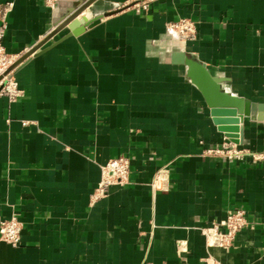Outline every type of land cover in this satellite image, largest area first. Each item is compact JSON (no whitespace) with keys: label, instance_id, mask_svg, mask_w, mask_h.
<instances>
[{"label":"crops","instance_id":"0c3cea01","mask_svg":"<svg viewBox=\"0 0 264 264\" xmlns=\"http://www.w3.org/2000/svg\"><path fill=\"white\" fill-rule=\"evenodd\" d=\"M86 1L0 0L13 2L3 45L25 53ZM139 1H92L77 17L98 22L59 29L15 70L23 94L0 96V220L23 221L18 245L0 242V264H264V161L204 153L228 138L173 60L195 56L224 90L262 105L242 144L264 150V0ZM185 16L196 33L175 36L168 23ZM121 154L129 182L92 202L100 166ZM239 207L249 225L231 247H209L202 228Z\"/></svg>","mask_w":264,"mask_h":264},{"label":"built area","instance_id":"2783aa9c","mask_svg":"<svg viewBox=\"0 0 264 264\" xmlns=\"http://www.w3.org/2000/svg\"><path fill=\"white\" fill-rule=\"evenodd\" d=\"M49 6L54 7L58 0H45ZM137 8H147L148 0H140L135 4ZM13 6L8 2L5 10H0V96L6 95L10 101H15L23 94L14 76L17 67L15 63L24 54L23 52L11 53L2 43L7 28L6 11ZM168 29L175 36L192 37L196 33V22L190 17H180L168 23ZM204 153L218 156L229 161H246L258 163L264 161V150H253L249 147L225 139L219 144L206 147ZM132 159L121 154L110 158L107 163L100 166V179L95 187L91 201L95 202L106 197L113 186H123L129 182ZM167 167H162L157 172L152 186L154 188L166 187ZM249 225L247 211L243 208L229 210L225 217L211 225L203 227L207 245L209 247L229 248L234 244L236 236ZM23 230V221L16 216L0 220V242L6 241L18 245ZM208 262V259L206 260Z\"/></svg>","mask_w":264,"mask_h":264},{"label":"water","instance_id":"95a60500","mask_svg":"<svg viewBox=\"0 0 264 264\" xmlns=\"http://www.w3.org/2000/svg\"><path fill=\"white\" fill-rule=\"evenodd\" d=\"M94 0H88L79 7L70 10L57 25L46 39L40 41L28 51H26L15 63L18 68L27 59L36 56L45 51L48 47L42 48V45L59 29L64 26L69 27L65 37L80 34L87 26L92 25L101 18L100 15L94 18H88L87 15L77 17L90 3ZM58 42V41H57ZM173 60L183 63L187 66V74L191 81L201 90L203 97L210 108V113L214 123L218 129L222 131L226 137L236 143L242 144L244 141V125L245 117L256 119L258 108L262 105L252 102L251 100L230 93L222 88L220 77L213 75L206 64L195 56L185 53L184 51H174Z\"/></svg>","mask_w":264,"mask_h":264}]
</instances>
